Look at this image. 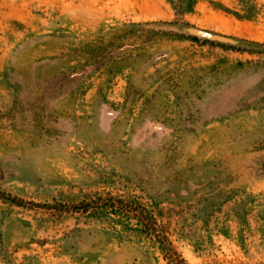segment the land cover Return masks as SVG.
<instances>
[{
  "label": "rangeland",
  "instance_id": "1",
  "mask_svg": "<svg viewBox=\"0 0 264 264\" xmlns=\"http://www.w3.org/2000/svg\"><path fill=\"white\" fill-rule=\"evenodd\" d=\"M0 191V264H264V0H0Z\"/></svg>",
  "mask_w": 264,
  "mask_h": 264
},
{
  "label": "trees",
  "instance_id": "2",
  "mask_svg": "<svg viewBox=\"0 0 264 264\" xmlns=\"http://www.w3.org/2000/svg\"><path fill=\"white\" fill-rule=\"evenodd\" d=\"M0 197L4 198V199H8V200H12L15 201L14 198L7 196L4 192L0 191ZM102 198H98L96 201H92V203H87L86 205H84L85 209L87 208H93L94 206L92 204H97L96 208L101 209V208H110L114 211H121L123 210V207H120L119 205H123V201L121 200H116L113 198H109L107 199V202L102 203V205H99V201H101ZM21 203V201H18Z\"/></svg>",
  "mask_w": 264,
  "mask_h": 264
},
{
  "label": "water",
  "instance_id": "3",
  "mask_svg": "<svg viewBox=\"0 0 264 264\" xmlns=\"http://www.w3.org/2000/svg\"><path fill=\"white\" fill-rule=\"evenodd\" d=\"M194 33H196L198 35L206 36V37H209V38L223 39V37H221L219 35H214V34H211L209 32L202 31V30H194Z\"/></svg>",
  "mask_w": 264,
  "mask_h": 264
}]
</instances>
